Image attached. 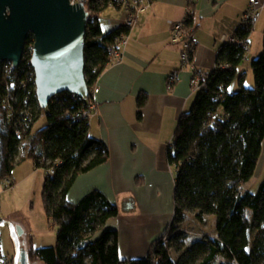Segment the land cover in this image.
<instances>
[{
  "label": "trees",
  "instance_id": "1",
  "mask_svg": "<svg viewBox=\"0 0 264 264\" xmlns=\"http://www.w3.org/2000/svg\"><path fill=\"white\" fill-rule=\"evenodd\" d=\"M154 4L157 0H148ZM115 5L113 0H88L89 16L85 36V73L90 98L81 103L71 93H61L41 109L35 88H20L19 68L0 79V185L17 166L31 160L46 172L42 198L48 219L57 228L54 247L35 248L31 243L28 262L42 264H264V180L257 193L244 192L261 158L264 141V50L250 63L254 86L246 87V73H240L254 27L240 26L235 43H224L218 53L216 69L198 90L190 111L182 113L167 155L175 176L176 232L187 212L197 222L213 216L216 236L199 239L188 246L175 261L163 238L156 241L144 259L119 260L118 233L109 231L96 239L111 219L119 218L118 206L96 191L77 204L69 201L74 182L82 175L108 163L110 150L90 135V105L94 102L95 83L111 65L108 48L130 30L120 27L105 33L100 15ZM194 27L193 17L186 21ZM26 48L34 45L33 37ZM264 43V41H263ZM27 59H30L28 57ZM30 67L27 70H31ZM23 78V77H21ZM238 85L237 91L232 89ZM146 98L138 100L139 107ZM26 111L30 124L22 136L13 131L9 114ZM46 114L47 125L34 133L33 128ZM21 123V122H20ZM22 124V123H21ZM19 154L18 160L15 157ZM51 169L54 174H49ZM9 185H6L7 188ZM183 234H176L177 252L183 251ZM0 254L2 244L0 236Z\"/></svg>",
  "mask_w": 264,
  "mask_h": 264
},
{
  "label": "crops",
  "instance_id": "2",
  "mask_svg": "<svg viewBox=\"0 0 264 264\" xmlns=\"http://www.w3.org/2000/svg\"><path fill=\"white\" fill-rule=\"evenodd\" d=\"M249 3L250 0L149 2L150 7L139 14L127 35L122 62L110 65L95 83L97 113L90 119V135L107 146L110 158L106 165L80 176L68 199L75 205L98 191L118 206L119 218L109 220L95 238L117 232L120 261L147 257L174 220L176 171L167 155L182 113L190 111L194 104L197 93L191 88L193 74L210 75L216 69L217 55L225 40L234 37ZM189 8L195 13L191 29L195 51L192 64L182 67L181 48L171 44L170 23L186 21ZM101 15L100 19L111 28L103 29L105 33L120 28L126 18L125 12L114 6ZM263 41L264 12L249 38L242 65L250 66L256 50L263 52ZM240 73H246L244 68ZM173 74L177 79L169 89ZM141 97L146 98L142 108L138 104ZM122 206H131V212H123Z\"/></svg>",
  "mask_w": 264,
  "mask_h": 264
},
{
  "label": "water",
  "instance_id": "3",
  "mask_svg": "<svg viewBox=\"0 0 264 264\" xmlns=\"http://www.w3.org/2000/svg\"><path fill=\"white\" fill-rule=\"evenodd\" d=\"M89 13L71 0H0V69L4 62L19 68L26 41L34 39L31 65L41 109L53 98L72 93L90 98L85 73V36ZM3 220L0 217V224ZM21 249L18 264H29L23 229L17 225Z\"/></svg>",
  "mask_w": 264,
  "mask_h": 264
},
{
  "label": "rangeland",
  "instance_id": "4",
  "mask_svg": "<svg viewBox=\"0 0 264 264\" xmlns=\"http://www.w3.org/2000/svg\"><path fill=\"white\" fill-rule=\"evenodd\" d=\"M111 11H113L111 9ZM103 17V15H101ZM104 31L109 27L105 25V20L100 19ZM262 52L256 50L252 53L251 60L258 59ZM247 73L246 87L254 86L253 72L250 66L242 65ZM234 91L239 90L235 83L232 86ZM47 125L46 114L35 124L33 131L37 133ZM261 158L257 164V169L252 176V180L243 189L244 192L257 193L259 186L264 180V141ZM19 154L15 157L18 160ZM14 186L11 188L0 185V217L3 223L0 224V236L2 244V254H0V264H18L20 259V237L17 232V225L23 229V240L26 252H29L32 245L37 248L54 247L57 242V228L52 223L46 213L42 198L43 184L47 177L43 169H36L31 160L20 163L12 175ZM123 212H131V206H122ZM175 218V217H174ZM174 220L163 236L165 246L171 248L172 257L177 261L180 254L184 253L188 246L199 239H207L216 236V222L212 216L206 217L204 222H197L194 214L187 212L183 223L179 224L176 232L171 231ZM176 234H183L181 241L185 240V249L177 252V242L173 241ZM184 239V240H183ZM29 264H42L35 260H30Z\"/></svg>",
  "mask_w": 264,
  "mask_h": 264
},
{
  "label": "built area",
  "instance_id": "5",
  "mask_svg": "<svg viewBox=\"0 0 264 264\" xmlns=\"http://www.w3.org/2000/svg\"><path fill=\"white\" fill-rule=\"evenodd\" d=\"M116 8L119 10H123L125 12V20L122 24V27H126L127 29L131 30L134 25L138 21L139 14L144 13L145 10H147L150 7V4L148 0H113ZM87 2L88 0H71V4H77V3H82L83 6H85L86 11L89 13V16L91 15V12L87 9ZM115 7V6H114ZM264 12V2L261 0H250L249 7L247 9V12L245 13V16L241 20V23L237 27V29L240 26H244L245 24H250L253 27H255L256 23L258 20L261 18L262 14ZM189 17H194L195 13L192 8H189L187 11ZM187 21V20H186ZM186 21H178L177 23H170L172 25V30H171V44L176 47L181 48V62H182V67L190 66L192 64V55L195 51V46L193 42V35H192V30L191 28H187ZM236 29V30H237ZM226 42L229 43H235L237 42V38L233 37L230 39H226ZM35 43V42H34ZM127 43V35L123 34L119 39H117L109 48V58L111 61V65L113 64H118L122 62V56L124 52V46ZM240 44H243L245 49L249 47V44L247 42H241ZM33 48L34 45L29 47L26 51H24V58L23 61L26 60L24 63L23 69L20 71V84L18 85L20 88H25L26 85H29L31 87H35V81H36V75L34 73V68L31 65V59L33 56ZM30 57V59H27ZM22 61V62H23ZM22 64V63H21ZM20 64V65H21ZM0 69V79L3 77L8 78L11 75L12 69L15 68L14 65H12L10 62H4L1 65ZM32 68L31 70H27L29 68ZM208 76L204 73H199L195 72L192 77V82H191V88L193 91L197 92L198 90L202 89L205 84L208 81ZM23 77V78H21ZM177 79V74L171 75L169 78V89L172 87V85L176 82ZM95 93H98L97 89L93 90V95ZM73 97H75V101L77 103L85 102L87 101L85 98L82 96H77L71 93ZM89 118L97 113V106L95 103H92V105L89 106ZM10 121L13 124V131L18 135L22 136L23 134V129L25 126H28V123L30 124V120L28 118V114L26 111H23L19 114V116H16V112L12 110L9 114ZM22 124H21V123ZM49 174H54V170L51 169ZM12 182L7 180L6 185H9L11 188L14 185H10Z\"/></svg>",
  "mask_w": 264,
  "mask_h": 264
}]
</instances>
